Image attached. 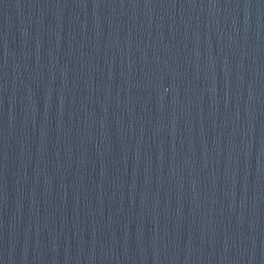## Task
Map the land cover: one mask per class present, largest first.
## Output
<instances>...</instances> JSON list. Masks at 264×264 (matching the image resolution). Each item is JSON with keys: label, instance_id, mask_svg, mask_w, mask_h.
Segmentation results:
<instances>
[{"label": "water", "instance_id": "water-1", "mask_svg": "<svg viewBox=\"0 0 264 264\" xmlns=\"http://www.w3.org/2000/svg\"><path fill=\"white\" fill-rule=\"evenodd\" d=\"M128 264H264V0H6Z\"/></svg>", "mask_w": 264, "mask_h": 264}]
</instances>
